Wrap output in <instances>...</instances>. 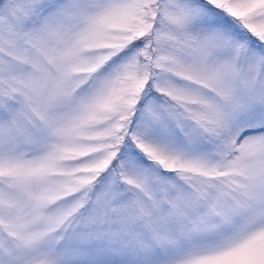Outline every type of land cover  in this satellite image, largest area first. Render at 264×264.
I'll return each instance as SVG.
<instances>
[{
	"label": "snow or ice",
	"instance_id": "obj_1",
	"mask_svg": "<svg viewBox=\"0 0 264 264\" xmlns=\"http://www.w3.org/2000/svg\"><path fill=\"white\" fill-rule=\"evenodd\" d=\"M0 264H264V0H0Z\"/></svg>",
	"mask_w": 264,
	"mask_h": 264
}]
</instances>
